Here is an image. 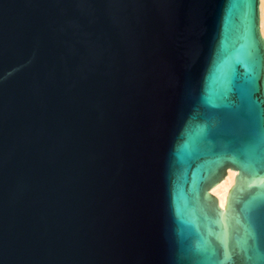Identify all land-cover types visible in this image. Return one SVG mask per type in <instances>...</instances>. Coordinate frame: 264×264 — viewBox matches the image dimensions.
Returning a JSON list of instances; mask_svg holds the SVG:
<instances>
[{
	"label": "water",
	"instance_id": "water-1",
	"mask_svg": "<svg viewBox=\"0 0 264 264\" xmlns=\"http://www.w3.org/2000/svg\"><path fill=\"white\" fill-rule=\"evenodd\" d=\"M258 1L0 0V264H264Z\"/></svg>",
	"mask_w": 264,
	"mask_h": 264
},
{
	"label": "bare ground",
	"instance_id": "bare-ground-1",
	"mask_svg": "<svg viewBox=\"0 0 264 264\" xmlns=\"http://www.w3.org/2000/svg\"><path fill=\"white\" fill-rule=\"evenodd\" d=\"M258 11H259V31L261 36L263 37L261 33V25H260V0L258 1ZM236 174H237L236 170L227 168L225 176L222 178V180L217 182L209 189V192L217 199L218 205L221 209H224L227 191L234 184V176ZM221 187H224L222 192L219 191Z\"/></svg>",
	"mask_w": 264,
	"mask_h": 264
},
{
	"label": "rangeland",
	"instance_id": "rangeland-1",
	"mask_svg": "<svg viewBox=\"0 0 264 264\" xmlns=\"http://www.w3.org/2000/svg\"><path fill=\"white\" fill-rule=\"evenodd\" d=\"M260 25H261V33L264 37V0H260ZM224 187H221L219 190L222 192Z\"/></svg>",
	"mask_w": 264,
	"mask_h": 264
}]
</instances>
